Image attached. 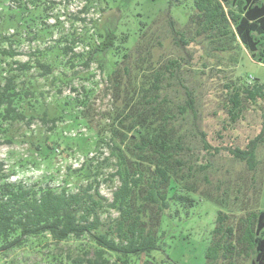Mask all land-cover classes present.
I'll use <instances>...</instances> for the list:
<instances>
[{"label":"rangeland","instance_id":"1","mask_svg":"<svg viewBox=\"0 0 264 264\" xmlns=\"http://www.w3.org/2000/svg\"><path fill=\"white\" fill-rule=\"evenodd\" d=\"M193 9V0H0V90L11 67V73L19 74L17 86L21 88L26 81L25 87L34 91L36 106L29 107L26 100L21 104L27 119L31 114L37 116L29 123L25 119L4 124L11 142L0 137V161L10 175L9 181L28 186H58L65 179L71 187L84 185L66 176L67 168L80 167L84 159L81 153L61 147L43 158L35 145L45 137L51 139L54 133L64 137L79 133L93 137L99 133L108 139L110 134L106 130L126 112L123 106L128 102L124 95L130 94L132 80L136 78L141 85L138 89L142 90L154 71L162 73L167 101L163 107L175 110V127L185 135L190 148L184 159L193 170L191 175L184 170L185 183L197 197L196 204L182 208L178 216L163 217L165 248L151 253L153 264H207L218 210L237 216L264 211V98L252 102L241 92L240 117L232 121L229 114L234 87H264V65L255 61L231 35L222 41L197 35V26L190 20ZM107 29L114 31L117 39L125 34L130 39L128 56L111 77L110 67H100V58L94 56L87 67L81 64L91 50L90 45L100 42L95 31L104 33ZM87 36L94 38L91 44L78 38L88 40ZM73 38L79 40L71 45ZM117 45L115 42L114 46ZM53 46L72 50L65 54L61 51L62 55ZM79 53L84 55L82 61L73 59L75 66L71 68V59ZM37 59L52 65L50 75H40L34 67ZM26 61L31 68L15 70L16 65ZM171 62L174 64L170 65ZM117 82L119 88L115 87ZM186 89L194 99L195 114L183 117L176 106L185 104ZM70 99L85 101V106H79L77 111L90 130L86 126L65 130L69 121L62 119L56 122L54 131H49L51 123L44 124L39 117L44 110L50 117L56 115L60 105ZM257 137H262L263 142L256 149L255 168L250 170L230 150H244ZM96 151L90 156L100 161L108 153L105 148ZM111 171L112 168L104 167L100 179ZM117 185V179L102 180L99 191L111 201ZM116 216L113 210L100 214L106 224ZM236 220L233 218L234 223ZM39 240L42 244H38ZM78 245L73 240L54 244L48 238L35 239L24 248L1 254L0 264H70L76 257H83ZM110 259L114 261L115 257ZM144 261L142 256L133 259L132 264ZM217 264L226 263L220 260ZM236 264H250V258H238Z\"/></svg>","mask_w":264,"mask_h":264},{"label":"trees","instance_id":"2","mask_svg":"<svg viewBox=\"0 0 264 264\" xmlns=\"http://www.w3.org/2000/svg\"><path fill=\"white\" fill-rule=\"evenodd\" d=\"M193 2L194 14L190 20L197 26V35L204 34L219 41L231 35L241 42L255 61L264 65V0ZM95 32L100 39L97 44L90 43L94 39L91 36H87L88 40L78 37L91 44V50L81 64L87 67L91 60L100 58V67H110L108 76L111 77L128 56L129 36L125 34L117 39L110 29L104 33ZM37 35L33 34L32 38ZM78 38H73L71 45ZM115 42L119 44L116 47ZM68 50L72 47L57 48L58 54ZM8 54L13 53L8 51ZM83 56V53L74 54L71 68L75 66L72 60L82 61ZM35 64L41 76L51 74V64L40 59ZM31 67V63L26 61L16 65L15 70L26 71ZM8 70L10 73L3 77L4 85L0 90V137L11 142L7 139L4 124L27 119L21 104L26 100V104L33 108L36 100L34 91L25 87L26 81L19 88V74L11 73V67ZM150 77L152 79H148L142 90L138 89L141 85L136 78L129 84L130 94L125 92L124 95L128 102L123 106L126 112L108 127V139H103L99 133L93 137L83 133L74 137L54 133L51 139L45 137L35 145V150L43 158L61 147L81 153L84 159L80 167L67 168L66 176L84 185L76 184L72 188L65 179L58 186H28L12 182L0 161V255L24 248L32 240L48 238L54 244L69 240L79 242L77 250L83 257H76L70 264H132L133 259L139 260L142 256L145 257L143 264L154 263V259H150L151 253L165 248V232L161 229L163 217L172 218L178 216L182 208L193 207L197 196L185 183L184 170L187 169L189 175L193 170L184 159L185 151L190 148L185 135L179 134L175 127L178 120L175 110L163 107L167 103L162 89L163 75L154 71ZM243 85L244 90L234 87L230 95L232 121L238 119L243 111L241 92L252 102L264 98L263 86ZM115 87L119 88L118 82ZM186 95L185 104L176 106L178 114L183 117L188 113L195 114L194 99L188 89ZM85 104V101L70 99L60 105L56 115L50 117L44 110L39 118L44 124L51 123L48 127L51 132L56 128V122L62 119L69 121V126L63 128L65 130H77L81 126L90 130L88 122L77 111ZM36 117L29 115L27 123ZM202 142L205 148L209 147L204 139ZM262 142L263 138L257 137L249 142L246 149H231L230 154L253 170L257 160L256 149ZM97 148H105L108 152L102 161L90 156L97 152ZM104 167L112 168V171L100 179ZM115 179L118 185L109 201L100 193L99 187L102 180L113 182ZM106 210L117 213L108 224L100 218ZM231 213L217 211L206 254L207 264H217L220 260L236 264V260L243 257L250 258V264H264V211H250L238 216ZM37 242L42 244L41 240ZM111 256L115 257L114 261H111Z\"/></svg>","mask_w":264,"mask_h":264}]
</instances>
